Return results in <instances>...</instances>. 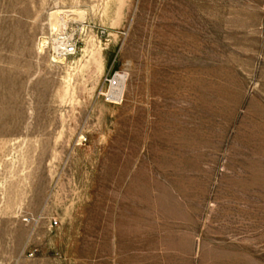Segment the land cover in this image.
Wrapping results in <instances>:
<instances>
[{"label": "rangeland", "instance_id": "obj_1", "mask_svg": "<svg viewBox=\"0 0 264 264\" xmlns=\"http://www.w3.org/2000/svg\"><path fill=\"white\" fill-rule=\"evenodd\" d=\"M0 264H264V0H0Z\"/></svg>", "mask_w": 264, "mask_h": 264}, {"label": "built area", "instance_id": "obj_2", "mask_svg": "<svg viewBox=\"0 0 264 264\" xmlns=\"http://www.w3.org/2000/svg\"><path fill=\"white\" fill-rule=\"evenodd\" d=\"M58 50L60 51L61 54L66 55V56H69V55H72L73 54V52H74V46L73 45H70V44H67V45H64L62 48H60ZM116 84H117V81L115 80V78H112L111 81L110 80L107 81L108 87H115ZM53 226H55V222H52L50 224V227L51 228Z\"/></svg>", "mask_w": 264, "mask_h": 264}, {"label": "bare ground", "instance_id": "obj_3", "mask_svg": "<svg viewBox=\"0 0 264 264\" xmlns=\"http://www.w3.org/2000/svg\"><path fill=\"white\" fill-rule=\"evenodd\" d=\"M59 13H60V12H59ZM59 13H58V14H59ZM70 13H71V12H70ZM58 14H57V15H58ZM71 14H72V13H71ZM77 14H78V13H77ZM80 14H81V13H80ZM80 17H81V16H80ZM115 78H116L115 80L117 81V84H116L115 87H109L111 90H114V89L118 88V86H119V80H120V79L118 78V76H115ZM118 95H119V94H117V97H118ZM110 96H111V98H113V97L115 96V93H112V92H111V93H110ZM114 99H116V98H114Z\"/></svg>", "mask_w": 264, "mask_h": 264}]
</instances>
